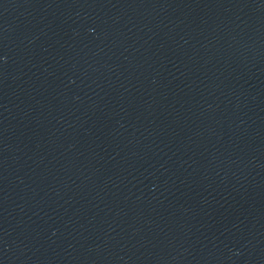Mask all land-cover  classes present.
Listing matches in <instances>:
<instances>
[{
  "label": "water",
  "instance_id": "95a60500",
  "mask_svg": "<svg viewBox=\"0 0 264 264\" xmlns=\"http://www.w3.org/2000/svg\"><path fill=\"white\" fill-rule=\"evenodd\" d=\"M0 264H264V0H0Z\"/></svg>",
  "mask_w": 264,
  "mask_h": 264
}]
</instances>
